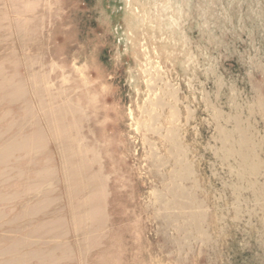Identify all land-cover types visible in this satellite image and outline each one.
<instances>
[{"label":"rangeland","instance_id":"obj_1","mask_svg":"<svg viewBox=\"0 0 264 264\" xmlns=\"http://www.w3.org/2000/svg\"><path fill=\"white\" fill-rule=\"evenodd\" d=\"M0 68L27 92L0 104L2 127L17 121L9 137L21 133L24 101L47 133L46 112L56 116L66 103L69 138L90 150L67 156L72 182L55 138L13 162L24 177L3 192H23L39 169L51 177L0 205L14 220L0 222V250L17 238L25 243L22 264H264V201L244 182L234 204L228 187L240 161L223 152L237 147L241 125L256 144L248 155L259 168L249 179L264 191V0H0ZM34 131L28 125L22 133ZM164 136L175 138L192 167L183 185L195 186L207 211L206 239L160 218L172 213L157 206V192L169 198L170 186L153 176L155 165L163 174L171 168L153 162L169 157ZM94 189L103 191L98 202ZM30 206L34 213L25 214ZM39 250L49 260L26 257Z\"/></svg>","mask_w":264,"mask_h":264},{"label":"bare ground","instance_id":"obj_2","mask_svg":"<svg viewBox=\"0 0 264 264\" xmlns=\"http://www.w3.org/2000/svg\"><path fill=\"white\" fill-rule=\"evenodd\" d=\"M37 77L35 78V89H38L39 84ZM23 82L24 81H20L18 84H16L17 82H14L15 84H13V78L4 75L3 71L0 68V93L2 94L3 91H8V89H12V93L9 95V98H5L1 95L0 104L9 103L10 105H14L18 101L24 100V97H26L27 92L25 89L26 86H24ZM17 87L21 88L20 93H18L19 89H15ZM14 90H17L16 93H14ZM24 103V111L26 114V118L21 120L18 124V128L20 129L21 133L17 135L12 134L9 137L8 135L10 134L11 129H13L17 121L13 120V122L9 123L5 128H3L1 125L2 119H0V186H4L5 184L12 182L13 180L22 179L24 177V171L18 168H14L13 162L16 163V165L22 164V162L28 159L32 154L44 148L46 140H50L51 138L56 139L59 146V151L61 152V157L64 159L62 164L63 166H66L65 180L66 182H72L73 179L70 176L71 170L68 169L67 166L71 165V162L67 161V156L71 155L70 158L82 156V153L90 150L89 148L83 147V152L81 150V145L78 140H76V144H78V146L74 147V140L72 138H69L71 131L74 128L72 122H66V113L64 109L65 107L71 108L70 104L68 106V104L64 103V107H62L61 105L59 107L61 110L58 109L59 112L56 116L54 110H52L54 112L51 113H49V111L46 112L45 119L47 121L48 131L50 132L47 133L44 132L41 127H39V122L32 113V105L27 101H24ZM47 104L48 103L44 102L41 105L45 108H48ZM49 114L54 117L55 121L52 122ZM48 119L50 124L48 123ZM28 125H32L35 127V131L31 135L22 133V131L26 129ZM220 132L224 135V140L226 142L231 141L230 137L226 136L223 130H220ZM236 132L240 135V139L237 142V147L231 145V148L225 147L223 151L224 154L228 153L229 155L237 156L240 161V164L238 165V167H236L237 174L234 175L236 177L237 182L233 183L228 187L233 191L234 204L240 201L241 190H243L240 184L244 182L247 183L246 191L248 190V192H251V196H254L255 201H264V191L261 193L257 192L254 183L249 179L253 175V172L259 168L255 163L250 161L248 155V152L251 147L256 146V144L251 145L252 142L245 135L244 129L241 125L238 124L236 126ZM167 133L174 134L173 129L167 130ZM164 137H166V140L171 142L170 147H168V149L166 150L167 154H169V157L167 156L168 159L166 161L164 160V157L160 156V158H158L156 155H154L153 162L162 166L169 165L171 168L170 170L166 171L165 174H163L161 170L156 169L155 165L156 171L153 172V176L155 178H158L160 181H167L168 185L170 186L168 188L169 198H165V195L162 192H157V206L160 208V211H165L166 209H169L172 211V213L167 216L161 214L160 218L162 221H165L167 225L171 224V226H173L172 223L179 224V227L177 229L179 230V232L184 233L186 236L190 235V233L193 231H197L199 233H202L206 239L207 234L203 229V225L207 218V211L205 212V210L203 209L202 202L199 201V199L196 197V194L193 192V190H195V186L186 187L183 185V183L185 182H190V180L194 176L192 167L186 162L185 151L181 149L178 143H175V138H171L170 136ZM96 156H99V154L96 153ZM28 164L33 166L35 163L32 160ZM231 169H234V167L231 166ZM36 174L37 179H27L25 185L23 186V192L15 191L12 193H7L3 192V190H0V205L10 204L15 201H18L19 199H23L25 195L34 191L41 184L47 182L51 177V171L48 168L39 169L36 171ZM102 196V190H96L93 194L94 200L97 202L100 200V198H102ZM262 208L264 209V206H262ZM34 210V207H26L24 213H32ZM93 210L95 211V214L101 213V208L99 207V204H96L93 207ZM95 214L90 213V215L93 216H95ZM12 218L13 217H11L10 219L7 218L6 213L0 209V222L4 221L5 219V223L7 222L11 224L14 221L12 220ZM14 219L16 221V218ZM13 233L18 232L13 231ZM23 244L25 243H22L20 239L15 238L14 240H12L9 250L7 248L0 250V256L10 254L16 255L13 259L1 261L0 264H22V257H17L19 256V252ZM26 257L28 259L44 262L45 260H49L48 258L50 257V254L44 252V250H39L27 253Z\"/></svg>","mask_w":264,"mask_h":264}]
</instances>
